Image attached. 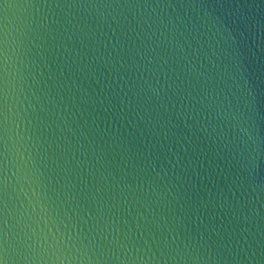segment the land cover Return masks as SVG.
Segmentation results:
<instances>
[{
  "label": "water",
  "instance_id": "obj_1",
  "mask_svg": "<svg viewBox=\"0 0 264 264\" xmlns=\"http://www.w3.org/2000/svg\"><path fill=\"white\" fill-rule=\"evenodd\" d=\"M0 264H264V0H0Z\"/></svg>",
  "mask_w": 264,
  "mask_h": 264
}]
</instances>
